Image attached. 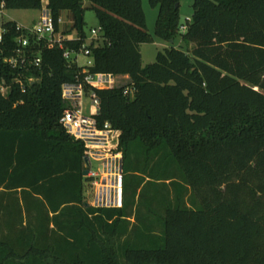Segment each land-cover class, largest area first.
<instances>
[{"label": "trees", "instance_id": "1", "mask_svg": "<svg viewBox=\"0 0 264 264\" xmlns=\"http://www.w3.org/2000/svg\"><path fill=\"white\" fill-rule=\"evenodd\" d=\"M87 1L102 27L90 72L129 75L135 88H94L99 124L121 131L124 205H86L84 145L60 123L62 85L80 67L43 48L24 91L4 61L10 22L0 51V264H264V0H195L185 32L180 0H150L156 35L181 34L187 48L165 47L147 66L142 0ZM83 3L48 5L55 19L71 13L65 33L86 38Z\"/></svg>", "mask_w": 264, "mask_h": 264}, {"label": "built area", "instance_id": "2", "mask_svg": "<svg viewBox=\"0 0 264 264\" xmlns=\"http://www.w3.org/2000/svg\"><path fill=\"white\" fill-rule=\"evenodd\" d=\"M49 0H41L40 16L30 24H25L7 16V2L0 0V51L4 52L6 39L12 31L8 25L14 22V47L12 54L4 61L18 73L14 81L22 85L25 81L35 82L38 76L32 68L43 64V48H60L64 58L80 67L81 71L74 82L62 85V96L66 103L60 123L67 133L84 145L85 157L89 158L86 177L91 187V199L86 201L97 208H120L124 205V163L121 148V131L110 122L100 125L96 114L100 109V99L94 88H114L126 85L125 93L133 95L135 88L130 84L129 75L112 73H91L94 61L88 38H83L76 31L65 33L63 16L55 19L49 8ZM187 28V27H184ZM102 27L93 28L92 40L100 37ZM82 40L79 47L66 44V41ZM89 58L85 65L80 64L79 57ZM31 72V73H29ZM89 90H87V88ZM2 92L7 93L10 86L2 85ZM86 98L90 104H86ZM88 109L89 113L86 112ZM93 161L99 162L98 169L92 167Z\"/></svg>", "mask_w": 264, "mask_h": 264}, {"label": "rangeland", "instance_id": "3", "mask_svg": "<svg viewBox=\"0 0 264 264\" xmlns=\"http://www.w3.org/2000/svg\"><path fill=\"white\" fill-rule=\"evenodd\" d=\"M195 0H180V17L181 23L183 24L181 32H185L188 25V20L192 18L193 15V4ZM84 19H85V33L87 34L88 42L92 41L91 31L93 28H99V21L96 12L91 9L90 3L87 0H84ZM143 8L146 14L147 28L149 33L153 37V41L142 43L140 45V50L142 54V64L143 66H147L148 64L154 62L157 58V55L160 51H162L165 47L170 45H174L176 47L187 48L186 43L183 41L182 35L179 34L173 43L165 41L159 38L156 35V21L159 14V7L152 6L150 0H142ZM7 16L15 19L19 22L30 24L34 20H37L40 16L39 9H9L7 11ZM62 16L65 20L64 26L66 24L70 25L72 23L71 13L68 11H64ZM89 60V58L81 55L79 57L80 64L85 65V63ZM86 104H90V100L86 98ZM89 113L88 109L86 110ZM92 167L94 169H98L99 162L93 161ZM130 181H134V176L130 175ZM91 187L89 184V179L85 180L84 194L87 199H91ZM133 220V219H132Z\"/></svg>", "mask_w": 264, "mask_h": 264}, {"label": "water", "instance_id": "4", "mask_svg": "<svg viewBox=\"0 0 264 264\" xmlns=\"http://www.w3.org/2000/svg\"><path fill=\"white\" fill-rule=\"evenodd\" d=\"M172 42H174V40H172ZM84 162H85L86 166H88V165H89V158H88V157H85V158H84ZM88 172H89V169L86 167V168L84 169V171H83V175L86 176V175L88 174ZM86 205L88 206L89 203L86 202Z\"/></svg>", "mask_w": 264, "mask_h": 264}, {"label": "crops", "instance_id": "5", "mask_svg": "<svg viewBox=\"0 0 264 264\" xmlns=\"http://www.w3.org/2000/svg\"><path fill=\"white\" fill-rule=\"evenodd\" d=\"M85 168H86V164H85ZM87 202V201H86ZM90 205V204H89Z\"/></svg>", "mask_w": 264, "mask_h": 264}]
</instances>
